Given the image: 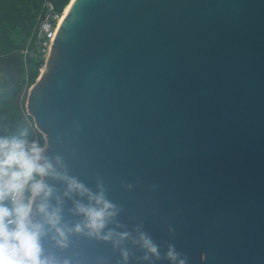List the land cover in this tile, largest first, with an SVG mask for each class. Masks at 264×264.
<instances>
[{"label":"water","instance_id":"obj_1","mask_svg":"<svg viewBox=\"0 0 264 264\" xmlns=\"http://www.w3.org/2000/svg\"><path fill=\"white\" fill-rule=\"evenodd\" d=\"M24 109L128 230L188 264H264V0H70ZM72 240L73 264L119 260Z\"/></svg>","mask_w":264,"mask_h":264},{"label":"clouds","instance_id":"obj_2","mask_svg":"<svg viewBox=\"0 0 264 264\" xmlns=\"http://www.w3.org/2000/svg\"><path fill=\"white\" fill-rule=\"evenodd\" d=\"M47 152L28 129L9 134L0 123V264H73V257L58 253L74 236L110 244L119 254L116 264H188L186 254L167 241L157 244L142 223L128 230L102 179L93 189L70 173L61 155ZM124 187L131 191L133 185ZM167 230L174 232L171 225ZM97 264H107L106 258Z\"/></svg>","mask_w":264,"mask_h":264},{"label":"trees","instance_id":"obj_3","mask_svg":"<svg viewBox=\"0 0 264 264\" xmlns=\"http://www.w3.org/2000/svg\"><path fill=\"white\" fill-rule=\"evenodd\" d=\"M56 12H64L70 0H49ZM43 0H0V123L9 134L28 129L30 137L45 144L43 136L24 116L25 96L43 68V59L32 45L33 28L42 15ZM27 49L33 56L24 55Z\"/></svg>","mask_w":264,"mask_h":264},{"label":"built area","instance_id":"obj_4","mask_svg":"<svg viewBox=\"0 0 264 264\" xmlns=\"http://www.w3.org/2000/svg\"><path fill=\"white\" fill-rule=\"evenodd\" d=\"M62 13L56 12L52 3L49 0H43L42 2V15L38 18L37 24L34 26L32 34V45L35 48L36 54L43 59L40 72L43 66H45L46 60L50 56L51 46L55 38V34L62 18ZM24 55L33 56V52H29L27 49L23 51ZM24 116L27 120V114L24 110Z\"/></svg>","mask_w":264,"mask_h":264},{"label":"bare ground","instance_id":"obj_5","mask_svg":"<svg viewBox=\"0 0 264 264\" xmlns=\"http://www.w3.org/2000/svg\"><path fill=\"white\" fill-rule=\"evenodd\" d=\"M66 12H67V8L65 9V11L62 13V18H63V16L66 14ZM61 18V19H62ZM61 19H60V22H61ZM60 22H59V24H60ZM43 68V67H42ZM45 72V69L42 71V73H44Z\"/></svg>","mask_w":264,"mask_h":264},{"label":"rangeland","instance_id":"obj_6","mask_svg":"<svg viewBox=\"0 0 264 264\" xmlns=\"http://www.w3.org/2000/svg\"><path fill=\"white\" fill-rule=\"evenodd\" d=\"M45 69V66H43V70ZM26 95H27V93H26ZM25 100H26V96H25Z\"/></svg>","mask_w":264,"mask_h":264}]
</instances>
